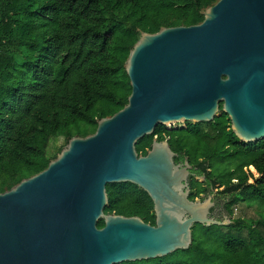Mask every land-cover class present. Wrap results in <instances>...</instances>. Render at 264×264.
<instances>
[{
  "label": "water",
  "instance_id": "95a60500",
  "mask_svg": "<svg viewBox=\"0 0 264 264\" xmlns=\"http://www.w3.org/2000/svg\"><path fill=\"white\" fill-rule=\"evenodd\" d=\"M202 14L198 25L141 32L125 64L128 104L0 193V264L155 260L188 250L196 225L231 224L212 216V197L190 199L193 168L175 163L168 140L136 150L157 126L211 123L221 105L240 142L264 141V0H219ZM120 183L149 195L155 226L105 214L107 185Z\"/></svg>",
  "mask_w": 264,
  "mask_h": 264
},
{
  "label": "trees",
  "instance_id": "16d2710c",
  "mask_svg": "<svg viewBox=\"0 0 264 264\" xmlns=\"http://www.w3.org/2000/svg\"><path fill=\"white\" fill-rule=\"evenodd\" d=\"M218 1L0 0V193L45 170L63 149L48 156L54 139L67 145L92 135L100 120L128 104L125 64L141 32L198 25ZM220 108L211 123L159 125L136 150L146 156L155 139L168 140L175 163L188 162L206 179L190 182V199L223 188L230 217L243 206L239 218L228 226L196 225L190 248L169 259L122 264H264V141L240 142ZM248 168L259 175L252 184ZM107 194L106 215L156 225L153 201L139 187L110 184ZM251 208L257 217L248 215ZM181 252L186 258L172 262Z\"/></svg>",
  "mask_w": 264,
  "mask_h": 264
},
{
  "label": "rangeland",
  "instance_id": "374dc122",
  "mask_svg": "<svg viewBox=\"0 0 264 264\" xmlns=\"http://www.w3.org/2000/svg\"><path fill=\"white\" fill-rule=\"evenodd\" d=\"M188 124H191V123L180 122V123L168 124L166 127H167V129H175V128L180 129V128H186V126ZM66 146L67 145H66L65 140L63 138L54 139L50 143V146H49V149H48V156H50V157L57 156V154L59 153L60 149L61 148L64 149ZM246 170H247L248 173H250L252 175V178L250 179L249 183H251V184L254 183V180L257 179L259 177V175H257L256 171L254 169H252V168H248ZM197 182L200 183V184L203 183V181L201 179H198ZM219 190H223V188L219 189ZM242 208H243V206H239L235 210V215L230 219V221L239 218V216H240L239 212L242 210ZM246 211H248V215L250 217H257L258 216V212L254 208L246 209ZM171 256L165 257L164 259H169V258H171ZM184 258H186V255H184L181 252V253L176 254V257L172 258V262L181 261Z\"/></svg>",
  "mask_w": 264,
  "mask_h": 264
},
{
  "label": "flooded vegetation",
  "instance_id": "af4514ba",
  "mask_svg": "<svg viewBox=\"0 0 264 264\" xmlns=\"http://www.w3.org/2000/svg\"><path fill=\"white\" fill-rule=\"evenodd\" d=\"M183 164V163H182ZM193 168V167H192ZM197 170V169H194ZM197 181L198 179H202L203 183H205L206 179L204 176H199L195 172H193V169L191 171V176L189 177V186L190 182L192 180ZM205 187H208V185H205ZM192 190V188H190ZM195 192V190H193ZM218 189H214L213 187H208V190L201 194L198 198H196L194 201H204L209 197H212L213 203H215V207L211 210L212 216L218 220V221H225L227 219H231L232 217L229 216L228 211L225 207V204L222 202V195Z\"/></svg>",
  "mask_w": 264,
  "mask_h": 264
}]
</instances>
